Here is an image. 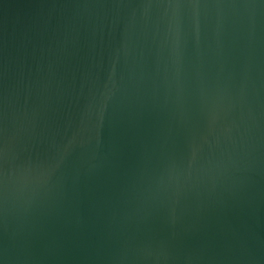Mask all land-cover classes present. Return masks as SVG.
I'll use <instances>...</instances> for the list:
<instances>
[{
  "label": "water",
  "instance_id": "water-1",
  "mask_svg": "<svg viewBox=\"0 0 264 264\" xmlns=\"http://www.w3.org/2000/svg\"><path fill=\"white\" fill-rule=\"evenodd\" d=\"M0 264H264V0H0Z\"/></svg>",
  "mask_w": 264,
  "mask_h": 264
}]
</instances>
